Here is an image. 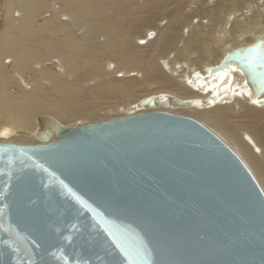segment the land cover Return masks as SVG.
Listing matches in <instances>:
<instances>
[{
	"label": "water",
	"instance_id": "water-1",
	"mask_svg": "<svg viewBox=\"0 0 264 264\" xmlns=\"http://www.w3.org/2000/svg\"><path fill=\"white\" fill-rule=\"evenodd\" d=\"M261 53L255 41L224 60L257 95ZM35 121L13 132L36 143L0 141V264H127L105 227L144 264H264V193L203 123L156 110Z\"/></svg>",
	"mask_w": 264,
	"mask_h": 264
},
{
	"label": "bare ground",
	"instance_id": "bare-ground-1",
	"mask_svg": "<svg viewBox=\"0 0 264 264\" xmlns=\"http://www.w3.org/2000/svg\"><path fill=\"white\" fill-rule=\"evenodd\" d=\"M255 41L264 50V0H0V141L36 143L13 131L37 116L170 112L214 131L264 191V92L224 65Z\"/></svg>",
	"mask_w": 264,
	"mask_h": 264
},
{
	"label": "snow or ice",
	"instance_id": "snow-or-ice-1",
	"mask_svg": "<svg viewBox=\"0 0 264 264\" xmlns=\"http://www.w3.org/2000/svg\"><path fill=\"white\" fill-rule=\"evenodd\" d=\"M250 51L256 52L257 49H251ZM260 67L264 69V53L260 54ZM261 84L264 87V71L260 72ZM105 231L108 232L116 244V247L124 254L127 264H144L142 260L138 258V250L128 245L127 241L124 240L118 230H113L111 227H105ZM19 264V262H18Z\"/></svg>",
	"mask_w": 264,
	"mask_h": 264
},
{
	"label": "rangeland",
	"instance_id": "rangeland-1",
	"mask_svg": "<svg viewBox=\"0 0 264 264\" xmlns=\"http://www.w3.org/2000/svg\"><path fill=\"white\" fill-rule=\"evenodd\" d=\"M263 1V0H262ZM260 2H261V0H260ZM242 159V158H241ZM246 164V163H245ZM247 165V164H246ZM248 167V166H247ZM249 168V167H248ZM250 170V169H249ZM251 171V170H250ZM251 173H252V171H251ZM253 174V173H252ZM253 176H254V174H253ZM255 177V176H254ZM256 179V178H255ZM256 181H257V179H256ZM257 183H259L258 181H257ZM259 186H260V184H259ZM261 187V186H260ZM261 189H262V187H261ZM262 191H263V189H262ZM263 193H264V191H263Z\"/></svg>",
	"mask_w": 264,
	"mask_h": 264
}]
</instances>
